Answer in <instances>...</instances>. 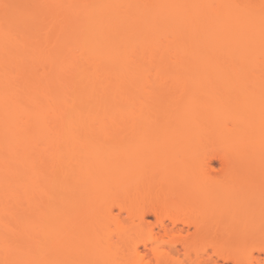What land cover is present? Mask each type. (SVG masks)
<instances>
[{"label":"bare ground","instance_id":"obj_1","mask_svg":"<svg viewBox=\"0 0 264 264\" xmlns=\"http://www.w3.org/2000/svg\"><path fill=\"white\" fill-rule=\"evenodd\" d=\"M256 180L264 0H0V264L239 263L226 191Z\"/></svg>","mask_w":264,"mask_h":264},{"label":"rangeland","instance_id":"obj_2","mask_svg":"<svg viewBox=\"0 0 264 264\" xmlns=\"http://www.w3.org/2000/svg\"><path fill=\"white\" fill-rule=\"evenodd\" d=\"M211 162L213 172H219L222 168L220 160L213 156ZM258 182H260V180L253 181V186H244L242 189H227L225 219L228 224V232L235 234L234 240L229 239L228 249L229 252H233L238 258L239 263L230 260L223 263L221 259L209 252L211 255V257L210 255L209 257L212 258L214 262L216 261L223 264H264V189L262 186L255 184ZM183 189L189 193V203L195 201L198 197L209 195L214 191L208 181L199 178ZM159 190L162 192L165 191L166 193L165 188L159 187L158 191ZM234 192H240L241 195L235 199L229 198L228 200L229 194ZM195 209L196 208L191 205L187 208V212L191 213V210ZM116 211L117 210H115V212ZM208 212L214 216L217 215V211L213 206ZM146 220L148 226L150 225L154 229L157 228L156 231L158 230L156 219L152 214L146 215ZM166 221L168 222V220ZM168 224L170 223L168 222ZM179 225L182 227V224ZM183 228L185 234H189L191 237L195 235V227L193 225L184 224ZM140 246V248L143 249L141 243ZM59 255L73 261L76 260L77 264H93L94 260L99 261V264H114L111 258L115 259L116 256L120 254L114 255V252L106 250L103 252L100 250L99 253H95L89 246L86 247V243H83L75 250H71L68 253L62 252L59 253ZM98 255H101L103 258L98 259ZM119 259L121 260V258ZM185 263L190 264V261L186 258Z\"/></svg>","mask_w":264,"mask_h":264}]
</instances>
